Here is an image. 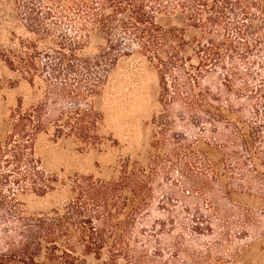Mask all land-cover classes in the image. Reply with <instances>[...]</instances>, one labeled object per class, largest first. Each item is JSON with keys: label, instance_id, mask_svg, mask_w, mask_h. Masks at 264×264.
Here are the masks:
<instances>
[{"label": "rangeland", "instance_id": "1", "mask_svg": "<svg viewBox=\"0 0 264 264\" xmlns=\"http://www.w3.org/2000/svg\"><path fill=\"white\" fill-rule=\"evenodd\" d=\"M23 2L0 0V26L7 31L0 34L3 44L8 32L15 34V43L32 37L20 16ZM252 12L260 18L255 9ZM15 18L19 19L14 22ZM72 24L65 21L58 26L68 32ZM156 24L179 31L188 44L201 35L178 11L158 16ZM221 34L218 32L219 39ZM100 45L103 43H94L80 56L95 55ZM47 46L54 47L48 43L39 50H47ZM40 55L39 66L46 61ZM182 56L187 59L185 65L189 59L191 65H197L189 48ZM233 61L242 75L229 79L230 90L223 82L231 62L227 57L225 69L204 73L198 84L192 82L194 72L189 67L170 68L164 76L166 92L162 96L160 74L154 65L138 54L122 58L114 68L116 84L93 100L94 110L103 116L95 132L98 143L89 146L75 136L56 138L54 126L48 125L47 133L37 140L43 154L42 166L37 167L45 178L54 177L53 191L21 194L12 184L18 174L2 164L0 174H11L2 185L5 196L11 197L5 191L8 188L17 194L15 199L24 212L46 213L51 206L64 207L78 198L77 184L86 180L117 183L125 176L129 183L110 202L115 200L120 206L129 200L137 209L134 214L123 213L122 255L117 264H264V182L253 183L251 191L241 190L238 177L231 175L237 160L228 157L237 153L247 157L234 126L249 130L254 121L252 108L264 95L248 93L246 98L247 93L236 94L246 90L244 83L248 90L264 91V51L253 48L246 59L235 55ZM50 78L48 71L40 70L30 86L17 72L0 64V147L12 148L6 138L10 136V113L18 101L22 108L37 104L45 92L42 80ZM72 102L67 100L65 106ZM13 140L26 142L25 138ZM32 152L24 149L23 154L35 160L38 156ZM244 165L243 171L250 174V163ZM82 206L91 213L98 208L88 200ZM117 212L113 210L115 216ZM4 230L2 225L0 251L7 244L1 239Z\"/></svg>", "mask_w": 264, "mask_h": 264}, {"label": "trees", "instance_id": "2", "mask_svg": "<svg viewBox=\"0 0 264 264\" xmlns=\"http://www.w3.org/2000/svg\"><path fill=\"white\" fill-rule=\"evenodd\" d=\"M23 3L20 16L26 22L24 30L32 37L19 38L15 43V34L8 32L6 44L0 38V64L17 72L30 86L40 70L48 71L51 78L42 80L45 92L37 104L22 108L23 103L18 101L10 113V136L6 138V142H12V148L0 147V166L8 165L12 174H18L12 184L20 188L21 194L44 195L53 191L54 177L45 178L37 167L42 166L43 155L37 140L47 133L48 125L54 126L56 138L75 136L89 146L98 143L95 132L103 116L94 110L93 100L104 96L110 84H116V78L112 80L114 68L122 58L138 54L154 65L164 96V76L170 68L189 67L194 72L192 82L198 84L204 73L225 69L228 57L230 68L223 82L230 90L229 79L242 75L234 67L233 56L244 60L253 48L264 51V0H24ZM174 11L186 15L187 21L201 31L191 44L185 42L179 31L164 30L156 24L158 16ZM65 21L73 23L68 31L72 34L60 30L58 24ZM1 27L4 26H0V34L7 33ZM218 32H222L220 39ZM99 42L103 45L97 46L95 55L80 56ZM48 43L54 47L39 50ZM188 48L196 56V66L190 64L191 59L184 64L187 59L182 54ZM39 55L46 60L41 66L37 65ZM247 71L252 73L249 68ZM244 85L246 90L236 96L264 95L261 88L248 90V84ZM67 100L74 103L65 106ZM251 113L254 121L249 130L234 126L240 132L238 138L247 157L238 153L228 155L229 160H237L231 175L238 177L235 178L241 183L238 184L241 190L248 191L253 189V183L264 182V99L254 105ZM15 137L25 138L26 142H15ZM24 149L38 157L26 158ZM247 162L252 168L250 174L243 171ZM10 175L0 174V228L6 227L1 239L7 241L0 251V264H117L122 255L123 213L128 210L134 214L137 208L129 200H123L120 206L110 200L129 183L128 177L110 184L86 180L77 184L79 197L64 207L51 206L46 213L28 214L17 203V194L8 188L5 191L11 197L4 194L2 185ZM86 199L98 207L96 212L82 206ZM113 210L118 211L117 216Z\"/></svg>", "mask_w": 264, "mask_h": 264}]
</instances>
